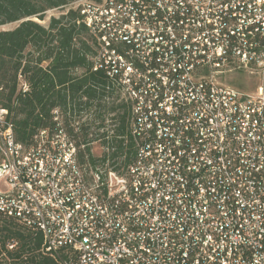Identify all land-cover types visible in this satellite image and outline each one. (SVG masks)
Masks as SVG:
<instances>
[{
    "label": "built area",
    "instance_id": "1",
    "mask_svg": "<svg viewBox=\"0 0 264 264\" xmlns=\"http://www.w3.org/2000/svg\"><path fill=\"white\" fill-rule=\"evenodd\" d=\"M71 8L100 35L95 71L129 105L126 131L106 116L93 143L59 128L26 146L0 85V218L40 233L58 264H264V0ZM241 74L261 86L227 83Z\"/></svg>",
    "mask_w": 264,
    "mask_h": 264
},
{
    "label": "trees",
    "instance_id": "2",
    "mask_svg": "<svg viewBox=\"0 0 264 264\" xmlns=\"http://www.w3.org/2000/svg\"><path fill=\"white\" fill-rule=\"evenodd\" d=\"M81 1L0 0V26L18 24L14 30L0 32L2 105L9 111L17 140L26 146L39 133L54 134L59 128L71 135L82 133V138L75 137L78 146L81 142L93 143L88 138L89 131L98 119L80 123L78 117L83 112L94 111L101 120L113 116L117 133L126 131L129 105L106 72L95 71L102 52L100 35L84 23L81 9L71 8ZM54 10L63 13L51 18L48 26L36 22L35 19L44 21L46 14ZM20 77L29 85L28 93H22ZM54 111H59V122ZM114 143L121 154L123 142ZM86 153L91 157L90 146ZM117 157L120 155L112 158ZM129 157L130 150L128 160ZM13 243L18 248L10 252L8 246ZM42 248L40 233L28 232L14 220L0 218V255L6 253L13 264H58L44 255Z\"/></svg>",
    "mask_w": 264,
    "mask_h": 264
},
{
    "label": "rangeland",
    "instance_id": "3",
    "mask_svg": "<svg viewBox=\"0 0 264 264\" xmlns=\"http://www.w3.org/2000/svg\"><path fill=\"white\" fill-rule=\"evenodd\" d=\"M73 7L77 8L78 6L75 5ZM62 13H63V11H61V10L50 11L46 14V18L44 21L40 22L37 19H35V20H36V22H39L43 26H48L51 18H53V17L58 18L62 15ZM17 26H18V24H8L5 26H0V32L14 30ZM227 83L233 87H236V88L243 90V91H246V92H254L259 86H261V81L258 78L250 77V76L245 75V74L229 76V77H227ZM93 112L94 111L86 112L84 115H81L80 119L78 118L79 119L78 121L80 123H89V122L91 123L94 119H98L97 121H99V118L98 117L96 118V116L94 115ZM59 118L61 119L60 114H59ZM95 131H96L95 125H93L91 130L89 131V133H91V132L93 133ZM92 148L96 149V148H98V146L94 145V146H92Z\"/></svg>",
    "mask_w": 264,
    "mask_h": 264
}]
</instances>
